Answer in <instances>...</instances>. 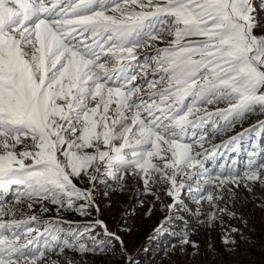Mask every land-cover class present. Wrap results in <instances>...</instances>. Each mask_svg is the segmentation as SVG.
<instances>
[{
    "label": "snow or ice",
    "instance_id": "obj_1",
    "mask_svg": "<svg viewBox=\"0 0 264 264\" xmlns=\"http://www.w3.org/2000/svg\"><path fill=\"white\" fill-rule=\"evenodd\" d=\"M255 114L264 0H0V264H134L94 196L129 178L166 185L170 211L191 193L197 222L238 250L247 237L228 221L246 227L237 192L264 188V120L227 134ZM62 211L97 217L65 230Z\"/></svg>",
    "mask_w": 264,
    "mask_h": 264
},
{
    "label": "rangeland",
    "instance_id": "obj_2",
    "mask_svg": "<svg viewBox=\"0 0 264 264\" xmlns=\"http://www.w3.org/2000/svg\"><path fill=\"white\" fill-rule=\"evenodd\" d=\"M258 120H264V116L251 115L242 125L237 124L234 132H229L227 135H234L249 128ZM226 138V136L217 137L211 143H219L221 139ZM245 159L242 152L239 157L241 167ZM112 184V181L102 180L96 186L94 196L101 210L99 218L106 221L111 231L121 235L128 254L134 258V264H264V208L260 207L261 201H264V188L259 185L255 186L251 193L243 187L237 192V212L243 214L247 226L244 227L235 220L228 223L242 227L247 242L241 243L238 250H229L222 243L223 232L219 223L209 227L207 223L197 222L204 220L205 216L195 215L197 205L191 193L183 192L180 197L181 203L170 211L168 205L172 204L173 200L166 194V185L155 187L153 189L155 194L152 195L145 191L142 182L136 178H129L123 191L114 186L110 189L109 185ZM149 209L150 214H148ZM202 210L205 213L210 211L206 204L203 205ZM56 215L53 210L50 214H44L43 218H55ZM96 217L95 212L91 217L71 211L60 213L61 219L70 222L62 225L65 230L70 227L75 230ZM165 217L171 219L165 225V231L157 233L154 229ZM95 231L101 232L99 228ZM185 232L192 241L196 242L197 249L180 243ZM85 243L91 244V241ZM119 247V244L115 245V249L118 250ZM181 248L184 251H181ZM76 260L77 264H81L79 256H76ZM83 262L84 264H123V261L116 258L112 252H89L83 257Z\"/></svg>",
    "mask_w": 264,
    "mask_h": 264
},
{
    "label": "trees",
    "instance_id": "obj_3",
    "mask_svg": "<svg viewBox=\"0 0 264 264\" xmlns=\"http://www.w3.org/2000/svg\"><path fill=\"white\" fill-rule=\"evenodd\" d=\"M47 214H50V212H49V213H47Z\"/></svg>",
    "mask_w": 264,
    "mask_h": 264
}]
</instances>
